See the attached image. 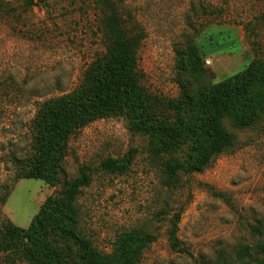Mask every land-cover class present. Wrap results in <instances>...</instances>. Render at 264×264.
Here are the masks:
<instances>
[{
    "label": "rangeland",
    "instance_id": "rangeland-1",
    "mask_svg": "<svg viewBox=\"0 0 264 264\" xmlns=\"http://www.w3.org/2000/svg\"><path fill=\"white\" fill-rule=\"evenodd\" d=\"M96 1L3 0L9 11H0V229L4 221L26 229L45 200L85 169L90 182L76 200L78 228L101 254L111 252L121 233L138 230L152 236L138 264H213L220 258L264 264L257 249L264 241V116L247 129L224 118L233 147L200 173H178L175 183L164 163L192 155V141H183L175 154L154 155L149 135L133 131L123 115L97 119L70 138L56 186L19 176L15 162L34 152L32 121L41 102L75 89L105 52ZM119 2L142 34V86L159 100L177 99L185 83L192 94L212 88L253 59L264 60V22L257 19L264 0ZM216 37L227 43L221 50L208 42ZM194 41H203L205 54L192 68L181 52ZM124 157L131 164L123 175L99 169L102 160ZM174 221L180 251L169 242ZM55 239L67 264H79L73 242ZM243 246L253 251L238 260ZM7 256L0 252V264H24Z\"/></svg>",
    "mask_w": 264,
    "mask_h": 264
},
{
    "label": "trees",
    "instance_id": "trees-1",
    "mask_svg": "<svg viewBox=\"0 0 264 264\" xmlns=\"http://www.w3.org/2000/svg\"><path fill=\"white\" fill-rule=\"evenodd\" d=\"M29 3L33 5L32 1ZM2 4L0 0V11L7 13L9 9ZM119 4V0L96 1L105 52L85 69L75 89L41 102L32 121L34 152L15 162L20 177L56 186L70 138L97 119L123 115L133 131L149 135L154 155L175 154L183 141H192V155L164 163L166 177L175 183L178 173H200L218 155L233 147V138L222 125L224 118H230L238 129L251 128L263 118L264 60L259 58L216 86L196 94L190 92L187 83L181 85L175 100L163 102L148 94L141 83L137 60L142 34L126 20ZM257 19L264 22V12ZM224 41L219 37L208 40L220 50L227 44ZM203 44L191 42L181 52L192 68L202 62ZM130 164L131 157L107 158L100 162L99 169L123 175ZM89 182V174L81 169L76 178L45 200L26 229L4 221L0 252L7 253L11 261L24 264H67L52 245L55 237H63L77 248L79 264H138L143 250L152 242L151 235L138 230L123 232L117 236L111 252L104 255L79 231L76 200ZM176 231L174 221L169 242L180 251ZM257 249L264 252V241ZM252 251L253 248L243 246L235 254L241 260ZM213 264L235 263L220 258Z\"/></svg>",
    "mask_w": 264,
    "mask_h": 264
}]
</instances>
